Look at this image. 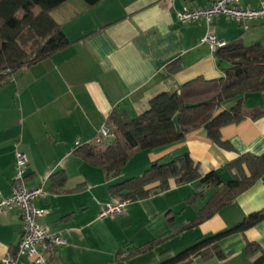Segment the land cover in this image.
Listing matches in <instances>:
<instances>
[{
  "label": "crops",
  "instance_id": "crops-1",
  "mask_svg": "<svg viewBox=\"0 0 264 264\" xmlns=\"http://www.w3.org/2000/svg\"><path fill=\"white\" fill-rule=\"evenodd\" d=\"M213 1L99 0L89 6L68 0L51 16L71 45L0 88V198L11 195L15 154L20 152L27 158L26 185L44 191L35 201L45 211L39 225L65 240L44 264H162L203 238L264 212L262 175L198 225L190 226L215 190L191 199L198 182L179 186L173 179L166 192L127 203L123 214L100 216L107 205L120 202L110 194L111 185L141 176L156 161L168 163L188 154L201 176L215 172L222 181L231 180L235 172L226 169L230 163L244 155H264V92L244 96L248 117L220 130L230 149L220 148L198 129L177 145L136 153L113 179L75 149L91 142L113 112L133 119L159 94L179 92L198 78H222L228 64L201 43L207 33L226 44L240 38L246 46H264V19L248 23L247 30L224 15L209 26L203 19L178 22V12L203 9ZM262 4L264 0H239L247 8ZM234 103L228 100L221 108ZM22 226L18 207L0 213V264L15 255ZM149 243L152 248L125 257ZM248 243L259 251L248 253ZM218 246L223 258L196 257L193 264H256L264 255V221L220 239ZM19 264L34 263L21 258Z\"/></svg>",
  "mask_w": 264,
  "mask_h": 264
},
{
  "label": "trees",
  "instance_id": "trees-1",
  "mask_svg": "<svg viewBox=\"0 0 264 264\" xmlns=\"http://www.w3.org/2000/svg\"><path fill=\"white\" fill-rule=\"evenodd\" d=\"M67 1L0 0V88L23 69L49 59L71 45L51 16L54 9ZM83 1L89 6L99 2ZM215 53L221 64H228L223 68L222 78L213 81L198 78L183 85L179 92L159 94L150 101L145 112L133 119L113 112L106 122L109 136L100 138L97 135L87 144L76 145L78 156L100 168L108 179H113L120 176L136 153L177 145L183 142L187 133L198 129H203L220 148L230 149L222 141L220 130L248 117L244 96L264 92V46H246L238 38ZM228 100H235V103L222 110V104ZM244 166L249 176L245 174ZM226 169L235 172L229 181H222L215 172L201 176L198 166L188 154H183L168 163L153 162L141 176L111 185L109 192L127 204L166 192L171 179L179 186L198 182V191L191 199L202 197L210 188L215 190L214 196L190 224L198 225L264 175V155L241 156ZM261 221H264V212L252 214L232 229L203 238L162 264H193L194 258L211 255L223 258L218 246L220 239L244 233ZM153 244L135 248L125 257L141 254ZM247 251L256 253L259 249L256 244L248 243ZM256 264H264V255L256 260Z\"/></svg>",
  "mask_w": 264,
  "mask_h": 264
},
{
  "label": "built area",
  "instance_id": "built-area-1",
  "mask_svg": "<svg viewBox=\"0 0 264 264\" xmlns=\"http://www.w3.org/2000/svg\"><path fill=\"white\" fill-rule=\"evenodd\" d=\"M224 15L230 20L239 23L244 29H248V23L258 19H264V4L257 8H247L239 5V0H215L203 9H184L176 14L180 23H191L205 20L207 26L212 19ZM201 43H207L212 52L224 47L226 43L218 41L215 36L207 33ZM110 134L107 126L102 127L98 136L106 138ZM27 158L24 154H15V176L13 178L12 192L8 197L0 198V213L13 207H18L22 212V236L18 243L15 255L4 258V264H19L21 258H31L34 264H44L48 256L59 246L65 244V240L57 233H50L42 228L38 219L45 211L35 206V201L44 195L41 188H29L25 183ZM126 203L120 201L107 205L101 213V217L118 216L124 213Z\"/></svg>",
  "mask_w": 264,
  "mask_h": 264
},
{
  "label": "rangeland",
  "instance_id": "rangeland-1",
  "mask_svg": "<svg viewBox=\"0 0 264 264\" xmlns=\"http://www.w3.org/2000/svg\"><path fill=\"white\" fill-rule=\"evenodd\" d=\"M38 10L36 9V12H37Z\"/></svg>",
  "mask_w": 264,
  "mask_h": 264
}]
</instances>
